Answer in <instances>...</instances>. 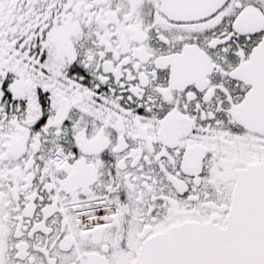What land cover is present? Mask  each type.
<instances>
[{
    "label": "snow or ice",
    "instance_id": "1",
    "mask_svg": "<svg viewBox=\"0 0 264 264\" xmlns=\"http://www.w3.org/2000/svg\"><path fill=\"white\" fill-rule=\"evenodd\" d=\"M0 264H264V0H0Z\"/></svg>",
    "mask_w": 264,
    "mask_h": 264
}]
</instances>
